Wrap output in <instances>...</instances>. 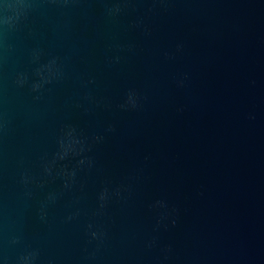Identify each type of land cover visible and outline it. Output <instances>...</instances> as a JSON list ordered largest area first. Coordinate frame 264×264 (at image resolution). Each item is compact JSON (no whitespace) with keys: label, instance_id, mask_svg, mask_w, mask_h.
Masks as SVG:
<instances>
[{"label":"water","instance_id":"95a60500","mask_svg":"<svg viewBox=\"0 0 264 264\" xmlns=\"http://www.w3.org/2000/svg\"><path fill=\"white\" fill-rule=\"evenodd\" d=\"M0 264H264V0H0Z\"/></svg>","mask_w":264,"mask_h":264}]
</instances>
